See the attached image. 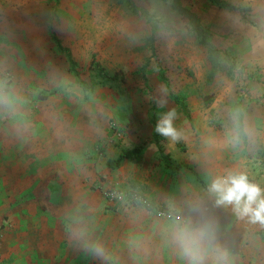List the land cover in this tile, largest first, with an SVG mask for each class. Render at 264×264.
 Returning a JSON list of instances; mask_svg holds the SVG:
<instances>
[{
	"label": "rangeland",
	"instance_id": "374dc122",
	"mask_svg": "<svg viewBox=\"0 0 264 264\" xmlns=\"http://www.w3.org/2000/svg\"><path fill=\"white\" fill-rule=\"evenodd\" d=\"M243 2L239 12L211 0H0V264H186L160 227L170 226V204L178 209L204 188L190 172L173 177L163 155L206 169L246 153L264 187V95L250 99L264 70L246 56L258 27L253 0ZM207 42L236 67L222 59L213 83ZM93 61L124 80H106ZM171 111L179 138L155 137L152 117L157 126ZM135 147L146 151L109 167ZM133 183L169 212L133 206ZM141 222L154 226L148 248L127 230ZM78 231L106 257L78 242ZM116 233L136 245L123 250L130 254L114 253Z\"/></svg>",
	"mask_w": 264,
	"mask_h": 264
},
{
	"label": "clouds",
	"instance_id": "9594fccd",
	"mask_svg": "<svg viewBox=\"0 0 264 264\" xmlns=\"http://www.w3.org/2000/svg\"><path fill=\"white\" fill-rule=\"evenodd\" d=\"M174 118V111L164 114L156 131L178 139ZM169 208L171 223L167 237L186 264H228L229 252L220 239L218 210L230 212L248 224L264 226V187L251 180L246 171L226 168L210 175L201 193L187 197L182 207L177 209L170 204ZM74 236L98 257H106V250L99 242H89L82 231Z\"/></svg>",
	"mask_w": 264,
	"mask_h": 264
},
{
	"label": "crops",
	"instance_id": "0c3cea01",
	"mask_svg": "<svg viewBox=\"0 0 264 264\" xmlns=\"http://www.w3.org/2000/svg\"><path fill=\"white\" fill-rule=\"evenodd\" d=\"M228 1H232L233 2L232 5L236 4L238 6H241L242 3L244 5L243 1L249 2L250 0H237V2H235L236 0H228ZM253 6H254V15L256 16L255 18H257V27L258 28L255 29V31H254V33H256V36L254 37L252 44L247 45L249 52L247 51L248 55H246V56L248 58L249 63L259 64L261 66V68H263V70H264V0H253ZM263 73H264V71H263ZM263 81H264V78H263ZM252 85L254 87L252 88L250 99L254 100L256 103L258 98L260 96L264 95V84L257 85L254 83ZM255 111L259 112L260 110H258L256 107ZM258 122L260 123L261 121H258ZM244 127H245V125H244ZM154 133H155V131H154ZM245 133H246V131H245ZM243 141H244V143L248 142L247 135H246V140H243ZM217 143H219V142H217ZM205 144H207V143L203 142V146ZM219 144H222V143H219ZM221 147H219V148H221ZM201 149L204 150V147ZM208 149L215 150V147L208 148ZM132 150H129V151H132ZM144 151H146V150L144 149ZM144 151L141 154H139L133 158L125 160L124 162L139 157L140 155H142L144 153ZM227 151L231 153L232 150L229 149V147H228ZM239 151L245 152V147L240 148ZM122 153L123 152H121V154ZM170 153L175 155L176 157H179V154L176 151L175 152L170 151ZM232 156H233V160H230V159L227 160L226 163H224V165H221L222 162L219 163L218 161H216L215 165L206 164L209 167L205 169V166L203 164H201L199 168L202 171H200L199 168L196 169L194 167V165H192V164H183L181 162H174L169 154L163 155L162 160L165 163L166 169L170 172L171 175H173V177H176V175H178L184 171L190 172L192 177H193V181H195L194 182L195 187H198V185H200L202 188H205L206 182L210 178V175H214L217 171H221V170L226 169V168L239 169V170L246 171L248 173L249 177L254 182H256V183L259 182V184L261 185V179L258 180L257 175L255 173H253V171L250 170L254 164V160L251 158V156L249 157V160L247 158L246 153H242L241 155L239 154L236 156L232 154ZM118 157L110 159L109 161L117 159ZM167 159H169L172 162V166H174V165L175 166L183 165V166L180 167L178 170H174L172 167L168 166ZM228 163H229V166L226 167L228 165ZM122 164H121V166H122ZM257 180H258V182H257ZM164 182H166V180H164ZM134 186H136L135 183H133L134 192H139L144 197L146 196L145 191L139 190L138 187H134ZM164 188H165V186H164ZM195 189H193L194 195L196 194ZM173 191L178 192V189L176 190L174 188ZM163 194L165 196V194H166L165 189H163ZM150 203H152L156 206H162V207L167 208L166 205H161V204L158 205L159 203L156 201H152ZM163 203L168 204L169 201L163 200ZM139 207H141V206H139ZM218 215H219L220 220H221V237H220V239H221V241H224L222 243L224 245H226L228 252H229L230 259H229L228 264H261L262 261L264 260V239H263V235L260 232V230L262 229L263 226L258 228V229H255L252 226L253 224H248L245 221L237 220L230 212H225L223 210H218ZM130 222L133 223L132 225H134L136 223L132 219ZM141 223L145 224V226H143L141 228H136V227H133L131 225V226L127 227V230L128 231L130 230V232H134L133 235L135 238L137 236H139V234H140L141 239H143L142 240L143 246L144 247L146 246V248H148V246H149L148 241H150V233H151V231H154L153 230L154 226H146V225H148V222L147 223L141 222ZM160 228L162 229L160 234H165L164 239H169L167 237V232H168L169 228H166V227H160ZM138 229H140V230H138ZM136 230H138L139 233H136V232H138ZM157 231L159 232V228L157 229ZM158 232H157V234H158ZM119 234L122 235V233H116V235L113 234V236L115 237V241H114V243H112L113 246L115 247L114 253L118 256H121L122 253L128 255L130 253L128 251L124 252L123 250H128L129 248H135L136 245H132L129 243L125 244L122 241H118L119 238H121V237H118ZM144 241H145V244H144ZM76 251L78 253L80 252L79 249H77Z\"/></svg>",
	"mask_w": 264,
	"mask_h": 264
},
{
	"label": "trees",
	"instance_id": "16d2710c",
	"mask_svg": "<svg viewBox=\"0 0 264 264\" xmlns=\"http://www.w3.org/2000/svg\"><path fill=\"white\" fill-rule=\"evenodd\" d=\"M213 2V4L217 5L218 7L222 8V9H228L229 11H239L242 12V9L237 8L235 5H232L231 3L224 1V0H211ZM202 30V29H199ZM203 34L204 36H208L206 33V30L203 29ZM208 43V42H207ZM207 46V51L208 54L211 58L212 61V69L210 71V74L208 76V82L209 83H213L216 76L220 73L221 71V60L222 59H227L229 60V64H230V71H234V69L236 68L234 63L230 62V55L226 54L224 55V52L220 49H218L217 47L211 45L210 43L206 44ZM91 68H94L98 74H100L101 76H103L106 80L109 81H119V80H124L122 77V73L118 72L115 73L113 75H111L109 72H107L103 67L100 66L99 63H97L96 61H93L91 64ZM71 70L74 72L76 78H77V82L85 89L88 90L89 89V85L87 84V82L81 77L80 73L76 70L75 64L71 61ZM205 106L207 108H209L211 106V104L214 101V95H206L203 98ZM182 109L184 110V112L187 114L189 120H191V116L190 113L188 112L187 108L182 105ZM155 117V116H154ZM154 117H152L151 122L155 125V137L157 136L158 132L156 131V122ZM114 134V131L110 132V136ZM238 134L239 137L243 140H246V133H245V127H244V118L243 116L240 114L239 115V122H238ZM144 151V147H136L134 148L132 151H126L123 152L117 159L111 160L109 161V167L113 168V169H117L121 166V164L130 158H133L139 154H141ZM167 163L169 167H172L174 170H178L180 167H182L183 165L180 166H172V162L167 159ZM251 179V178H250ZM252 180V179H251ZM129 201L133 204V206L139 207V206H145L146 208H148L149 210H151L153 213L155 214H162V213H168L169 210L166 209L165 207H158L150 202H148L146 200V198L139 192H134L133 194H131L129 196Z\"/></svg>",
	"mask_w": 264,
	"mask_h": 264
},
{
	"label": "built area",
	"instance_id": "2783aa9c",
	"mask_svg": "<svg viewBox=\"0 0 264 264\" xmlns=\"http://www.w3.org/2000/svg\"><path fill=\"white\" fill-rule=\"evenodd\" d=\"M110 196H111V199L113 200L117 198V195L115 193H111Z\"/></svg>",
	"mask_w": 264,
	"mask_h": 264
}]
</instances>
